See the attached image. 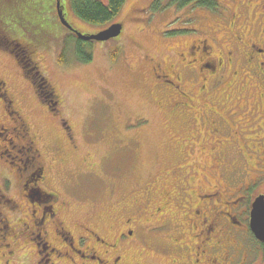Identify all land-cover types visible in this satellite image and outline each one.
Segmentation results:
<instances>
[{"label":"rangeland","instance_id":"1","mask_svg":"<svg viewBox=\"0 0 264 264\" xmlns=\"http://www.w3.org/2000/svg\"><path fill=\"white\" fill-rule=\"evenodd\" d=\"M156 2L127 0L112 22L123 24L122 33L106 41H88L93 58L87 63L77 59L75 39L54 13L55 0L48 1L52 10L46 22L7 27L13 37L38 44L41 68L60 103L57 111L50 109L14 55L0 46V87L4 83L0 91L13 99L12 110H17L10 115L0 99V130L5 128L0 136V222L8 221L20 235L13 240L0 230V247L5 248L0 250V264H5L7 254L10 257L9 242L16 255L14 264H38L31 240L34 206L22 183L27 175L32 179L40 165L43 177L34 185L44 194H56L43 204L48 210L53 205L55 218L76 237L83 225L111 241L134 229L133 236L121 243L128 264H180L182 255L198 258L202 220L194 208L214 218L222 207L233 212L224 201L236 199L245 186L253 185L250 199L264 192V81L235 57L222 78L220 70L218 75L205 73L203 79L199 63L198 80L190 77L187 63H195V56L187 51L206 37L215 56L221 57L234 41L225 38L224 30L214 32L228 24L193 3L178 7L164 0L155 9ZM63 3L67 19L84 34L111 25L85 22L74 13L71 0ZM243 22V37L262 39L257 14L249 13ZM115 49L119 55L113 60ZM60 50L66 53L65 62L59 60ZM158 64L179 71L188 97L182 98L174 86H162L165 78L157 79L153 71ZM18 114L28 126L26 138L17 137L23 131L16 129ZM32 138L39 160L36 165L22 155V164L19 150L22 145L28 150ZM24 163L27 171L21 169ZM226 169L235 171L233 184L224 178ZM227 176L233 179L231 173ZM214 190L218 200L208 203L201 198ZM245 206L234 210L235 215ZM218 221L216 229H223ZM53 229L51 220L48 240L62 247ZM221 229L204 246L218 264H229L226 253L234 256V264L264 262V250L252 235ZM177 243L192 248L177 251ZM242 246L243 251L237 252ZM206 256L202 264H210Z\"/></svg>","mask_w":264,"mask_h":264},{"label":"flooded vegetation","instance_id":"2","mask_svg":"<svg viewBox=\"0 0 264 264\" xmlns=\"http://www.w3.org/2000/svg\"><path fill=\"white\" fill-rule=\"evenodd\" d=\"M49 0H1L0 4V26H22L26 22H46L47 13H50L52 10L51 6L48 3ZM226 4H220L219 1V8L217 9H209L210 13L213 14V16H218L221 18V22L226 25L227 27H221L218 31H215L214 33H218L221 30H224L225 38H231L234 41L233 43L230 42V45L227 47L226 50H222V56L217 57L214 54V48L209 43L208 38H200L198 39V44L194 43L192 47H190V50L187 51L188 54L193 53L195 58V63H192V61H188V65L186 66L187 69L190 71V77L198 80V63H199V74L203 75V79H207L205 77L206 74L211 75H218V71L220 72V78L224 77V74L221 75V73L227 69L228 65L234 61V57L241 59L244 61V64L247 66V69L249 71L254 72V74L257 75L259 79L264 81V35L262 36V39H247L243 37L242 30H243V21L247 18L248 14H257L259 17V23L258 27L261 28V31L264 32V0H226ZM59 3V5H58ZM230 3V4H229ZM222 5V7H221ZM59 9L63 11L64 17L67 19V5L63 3V0H55V10L54 13L56 14L57 19L61 21L60 15H59ZM211 10H215V12H212ZM53 13V12H51ZM53 13V14H54ZM30 18L28 20L27 18ZM222 18L223 21H222ZM48 19V18H47ZM67 21L72 25V23L67 19ZM63 23V22H62ZM64 25V24H63ZM69 32L76 34L74 31L69 29L66 25H64ZM229 30V31H228ZM201 32V29L198 30ZM198 32V33H199ZM217 37H214L213 40L216 42H219L220 39H216ZM227 41H225L226 43ZM196 65H192V64ZM192 66V67H191ZM154 74L157 79L159 78H165V82L161 80L162 86L169 85V87L174 86L177 90L179 89V95L182 97L187 96L188 93L182 90V76L179 73V71L175 67L169 66L168 68L164 69L160 64L154 66ZM236 72V70H235ZM2 83V82H1ZM4 83H2L0 90L2 88ZM3 91H0V99L5 105L6 111L10 115L17 113L16 109L12 110L13 105V99L7 98ZM176 94V95H178ZM182 97V98H183ZM8 114V115H9ZM19 117L13 118L16 123V129L19 130L20 128L23 130L21 133L24 134V136H21V133L17 135L19 138H26L29 134L28 126L26 125L25 121L21 118V115L18 114ZM19 119H21L22 123H20ZM5 128L3 130H0V136L4 134ZM23 149L26 150V152H22L23 149H20V155H18L19 161L23 164V158L22 155L27 156L28 162H36L37 165L39 153L38 150L35 148L34 140H30L28 145V150L26 149L25 145ZM1 150V148H0ZM7 151V150H6ZM24 153V154H23ZM0 154H3V150ZM17 157V155H15ZM14 156V157H15ZM15 157V158H16ZM39 172L38 175H32L34 176L32 179H28V175L26 177H23V186L25 190V196L26 198L32 203L34 206L33 210L31 211V219L34 225V230L32 231L34 236L31 237L32 245H34L35 251H36V262L38 264H60V262H65L64 264H128L125 262L124 252H122L121 249V243L123 242V239L126 237H132L134 233V229L130 228L128 230V235L125 231H122L118 238H116L114 241H111L108 236H102L97 230H95L92 227L83 225L84 231H82L78 237H76L72 230L68 229L62 221H58L55 216L56 212L54 210L53 205L49 207V210L45 208V205L43 203H46L49 201L50 198H54L56 196L55 193H46L44 194L41 192L40 188L38 189L34 183L36 184V180L40 177H43V166H38ZM28 170V165L24 163L23 167L21 169ZM241 166L235 168V170H241ZM233 170V171H231ZM234 169H226L224 172V178L228 181V183L233 184L236 179L234 175ZM240 172V171H239ZM228 173H231L233 175V179L228 178ZM262 178H264V175H261ZM242 178V174L238 175L237 180ZM243 181V180H242ZM10 183L11 181L8 180ZM30 185H32V188ZM252 186L248 185L241 189V195L238 196L236 199H233L231 201L226 200L224 201L225 206L230 208H233L236 210L237 208H240L243 204H246L244 209L242 211H238V215L236 216L234 213V210L232 212L229 210H223V207L221 209L222 213H218V216L211 218L208 214H201L200 209L194 208L195 214L200 216V231L202 232V237L198 239V241H201V245H198V258L194 257L189 260L188 257L183 259V255L181 256V259H179V263L181 264H202V257L206 256L208 257V261H210V264H218L217 257H211L210 255L206 254L207 247L204 248V246L207 245V242L211 241L212 236L214 232L219 231L221 228H217V223H219L218 220H222V224L224 225V228L221 229L222 231L228 232V234H250L252 235L255 240L261 242L258 240L254 233L252 232L251 226H250V219H251V210H252V203L255 200V198L258 195L264 194V192L259 193L257 196H255L253 199H250V193L252 192ZM218 191H211L204 193L201 196V198H205L206 202H212L213 200H218ZM4 194V193H1ZM10 199H8L9 201ZM246 202V203H245ZM43 204V205H42ZM52 220L54 224V233L57 238V240L61 241L63 243L62 247L54 246L50 240H48L50 236V232L48 231V224ZM129 221V220H128ZM0 226V230H3L4 237L8 238L10 235L13 240L15 238L19 237V232H15L16 228H10V224L8 221L2 220ZM237 224V226L235 225ZM198 226L194 225V229H196ZM228 227V228H227ZM6 229H9V231H6ZM22 234V233H20ZM200 234V233H198ZM201 236V234H200ZM10 247V257L7 258L5 264H14V260L12 257H14L15 253L14 250L11 249V243H7ZM219 245H223L220 242ZM128 245V243H127ZM259 247L264 250L263 246H261L258 243ZM25 246V245H24ZM189 249L192 247L187 246ZM183 243H177L175 250L181 251L184 248H187ZM203 247V248H202ZM187 248V249H188ZM210 247V249H212ZM0 250L5 251V248H1ZM243 251L242 248L238 249L237 252L241 253ZM6 253H8L6 251ZM17 254V253H16ZM231 254V251H230ZM238 254V253H237ZM24 256H27V254H23ZM239 255V254H238ZM16 256V255H15ZM179 256V254H178ZM225 260L229 262V264H234V256L228 257V253H226ZM18 259L20 257L18 256ZM61 260V261H60ZM177 262V261H176ZM264 263V262H259ZM235 264H238L237 262ZM239 264H246V262H240ZM255 264V263H254Z\"/></svg>","mask_w":264,"mask_h":264},{"label":"trees","instance_id":"3","mask_svg":"<svg viewBox=\"0 0 264 264\" xmlns=\"http://www.w3.org/2000/svg\"><path fill=\"white\" fill-rule=\"evenodd\" d=\"M1 1V0H0ZM127 0H71L74 13L83 21L105 25L112 24L113 19L120 13ZM164 0H157L154 8L160 9ZM169 3L178 7H185L190 4L197 6L217 9L219 0H168ZM1 4V2H0ZM76 46V57L81 62H90L93 58L91 48L86 46L88 41L80 39L76 34L69 32ZM70 39V38H69ZM0 46L14 55L21 66L25 76L31 81L35 91L50 109L58 110L60 100L55 87L47 78L41 68L38 58V44L13 37L7 30V26H0ZM65 51L60 50L59 60L66 61ZM119 50H113L111 57L116 60ZM40 169V168H39ZM33 175H38L39 170H34ZM34 177V176H33ZM32 177V178H33ZM264 248V243L256 241Z\"/></svg>","mask_w":264,"mask_h":264},{"label":"water","instance_id":"4","mask_svg":"<svg viewBox=\"0 0 264 264\" xmlns=\"http://www.w3.org/2000/svg\"><path fill=\"white\" fill-rule=\"evenodd\" d=\"M59 5V3H58ZM60 19L64 25L74 31L83 40L106 41L119 36L122 33V23H112L107 28L93 34H84L76 30L64 17L63 11L59 9ZM250 226L255 237L264 243V194L258 195L252 203ZM258 264V263H256ZM264 264V263H260Z\"/></svg>","mask_w":264,"mask_h":264}]
</instances>
